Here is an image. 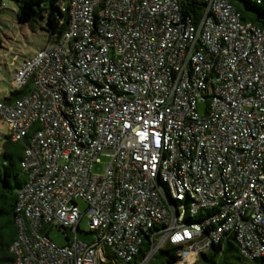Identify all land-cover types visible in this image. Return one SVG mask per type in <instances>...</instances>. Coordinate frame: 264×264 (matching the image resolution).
<instances>
[{"label": "built area", "instance_id": "2783aa9c", "mask_svg": "<svg viewBox=\"0 0 264 264\" xmlns=\"http://www.w3.org/2000/svg\"><path fill=\"white\" fill-rule=\"evenodd\" d=\"M188 1L69 0L63 34L15 70L30 87L0 101L11 139L30 135L15 264H129L145 236L139 264L168 243L195 264L230 235L264 257V28L229 0H195L193 19Z\"/></svg>", "mask_w": 264, "mask_h": 264}, {"label": "trees", "instance_id": "16d2710c", "mask_svg": "<svg viewBox=\"0 0 264 264\" xmlns=\"http://www.w3.org/2000/svg\"><path fill=\"white\" fill-rule=\"evenodd\" d=\"M17 20L20 23H33L35 21H45V25L40 27L49 32L55 38H59L67 28L69 21L68 4L61 8L59 0H14ZM241 13L243 19L252 21L254 24L264 28V0L258 3L256 0H229ZM2 3V0H0ZM185 12L198 18L203 3L192 0L184 3ZM26 92L25 88L12 89L9 96L4 100L11 101L22 96ZM31 134V132H30ZM30 135L25 136L20 141H13L10 134L5 136L0 149V214L8 213V233L0 231V264H15V256L10 246L17 235L15 224L16 206L18 201V190L27 180V174L21 166L23 153L29 145ZM202 213H199V216ZM44 230V229H43ZM44 232V231H43ZM49 231H45L48 234ZM66 234L68 233L65 232ZM66 238H70L67 234ZM150 237L145 236L139 253L132 262L139 263L150 247ZM177 246L168 243L161 251V264H172L176 259ZM159 252V251H158ZM157 252V253H158ZM155 254V256L157 255ZM108 258L112 261V254L108 253ZM200 259L195 264H264V257L248 260L239 251L233 236L223 239L218 244H213L207 253L200 254ZM233 258V260H231ZM108 264H113V262ZM201 261V262H200ZM132 262H129L131 264Z\"/></svg>", "mask_w": 264, "mask_h": 264}, {"label": "rangeland", "instance_id": "374dc122", "mask_svg": "<svg viewBox=\"0 0 264 264\" xmlns=\"http://www.w3.org/2000/svg\"><path fill=\"white\" fill-rule=\"evenodd\" d=\"M63 1L65 4L69 2V0ZM40 25L44 26L45 21H35L33 23L18 22L14 0H2V3H0V101L9 96L12 89H15L12 79L15 70L20 66L21 62L33 56L51 38L49 32L42 29ZM25 89L27 92L30 87L27 86ZM7 134H9L8 124L0 115V149ZM108 161V158L102 157L101 162L95 164L94 172L102 175ZM8 219V213L2 212L0 214V231L5 230L8 233ZM87 229V216H84L80 222L78 237L80 240L90 242L93 238L90 233L86 232ZM49 230L50 237L59 244H64L68 241L66 238L67 234L74 238V232L71 229H69L66 234L55 227L46 225L43 231ZM165 247L160 250H163ZM160 250H158L159 252L153 257L149 264L162 263V253ZM231 260H233V258H231ZM131 264L139 263L132 262Z\"/></svg>", "mask_w": 264, "mask_h": 264}, {"label": "crops", "instance_id": "0c3cea01", "mask_svg": "<svg viewBox=\"0 0 264 264\" xmlns=\"http://www.w3.org/2000/svg\"><path fill=\"white\" fill-rule=\"evenodd\" d=\"M208 250H209V249H208ZM208 250H206V251H205V252H203V253H207V252H208ZM201 254H202V253H201ZM200 256H201V255H199V257H198L197 261L200 259ZM197 261H196V262H197ZM200 262H201V261H200Z\"/></svg>", "mask_w": 264, "mask_h": 264}]
</instances>
